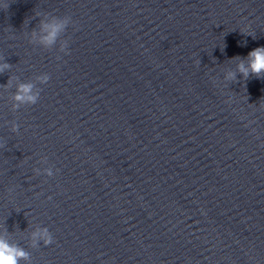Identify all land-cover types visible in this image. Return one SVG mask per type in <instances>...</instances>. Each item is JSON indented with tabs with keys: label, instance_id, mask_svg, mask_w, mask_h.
Returning a JSON list of instances; mask_svg holds the SVG:
<instances>
[{
	"label": "clouds",
	"instance_id": "obj_1",
	"mask_svg": "<svg viewBox=\"0 0 264 264\" xmlns=\"http://www.w3.org/2000/svg\"><path fill=\"white\" fill-rule=\"evenodd\" d=\"M7 7L8 4H6L5 9ZM62 27L63 25H55L51 28V31L47 37L48 43H53L55 41V38ZM247 59V68L243 63L238 65L240 72L243 73L245 78L249 75L250 72L259 77L260 74L264 72V47H258L249 52ZM5 67H8V65H5ZM2 71L3 69H0V72ZM44 79L45 81H47L48 78L45 77ZM31 89V84L21 85L18 89L15 99L18 102L22 103L36 104L38 97L31 94ZM40 235L44 238V243L46 246L53 243V237L48 233L46 229L43 231V233H40ZM28 259L29 254L24 251L23 248L18 245H12L5 239H0V264H20L21 260Z\"/></svg>",
	"mask_w": 264,
	"mask_h": 264
}]
</instances>
